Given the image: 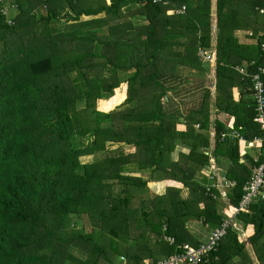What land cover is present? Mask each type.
Listing matches in <instances>:
<instances>
[{"label":"trees","instance_id":"trees-1","mask_svg":"<svg viewBox=\"0 0 264 264\" xmlns=\"http://www.w3.org/2000/svg\"><path fill=\"white\" fill-rule=\"evenodd\" d=\"M13 4V25L0 13V264H158L221 229L197 264H264V199L226 212L264 161L246 145L260 133L236 70L264 67V0ZM212 50L210 101L176 72ZM230 130L245 142L222 141Z\"/></svg>","mask_w":264,"mask_h":264},{"label":"built area","instance_id":"built-area-1","mask_svg":"<svg viewBox=\"0 0 264 264\" xmlns=\"http://www.w3.org/2000/svg\"><path fill=\"white\" fill-rule=\"evenodd\" d=\"M9 0H0V13L6 16V23L11 26L14 24L13 18L11 19V14L16 16V5H8ZM76 1V0H72ZM154 3L161 2V0H152ZM260 15L264 16V9L257 8ZM185 12V7L182 6L176 13L183 14ZM250 36L251 33H250ZM261 49L264 50V44H261ZM213 60V57H210ZM236 70L243 76L249 77L251 82V98L254 103V110H255V117L253 122L256 124L260 135L254 137L251 141L246 142V145L249 149L258 150L262 146H264V84L261 80V76L264 74V67H259L256 71L249 76L246 71V67H237ZM198 126H196L197 128ZM213 135L211 134V137ZM226 138L230 139H237L239 141L245 142L244 138L241 134L236 130H230L227 133L221 134V140H225ZM211 171L208 174L209 180H213L212 171L214 161L211 159L209 161ZM213 169V170H212ZM264 169V161L262 165L254 170V178L253 180L244 187L245 195L243 196V200L240 204L239 209H233V211L238 213L239 211H243L245 206L251 201V199L257 195H260L264 199V181L262 179V172ZM229 184L227 182L222 183V185H217L220 196L225 197L226 191ZM209 189H207L208 191ZM226 226V225H225ZM223 229L215 232L212 237L210 238L209 242L205 246H201L199 249H193L188 247L187 245H183L182 249L184 250L181 254H176L170 257L168 260L161 261L158 264H197L199 262L200 256L210 250L211 246L213 245L214 241L222 234ZM165 240L169 243H173L172 238H165Z\"/></svg>","mask_w":264,"mask_h":264},{"label":"crops","instance_id":"crops-1","mask_svg":"<svg viewBox=\"0 0 264 264\" xmlns=\"http://www.w3.org/2000/svg\"><path fill=\"white\" fill-rule=\"evenodd\" d=\"M263 20H264V16H263ZM234 36L240 44H247V43L252 44V43H254L253 39L250 36V31H236ZM210 57H213V60H211ZM201 61H202V69L193 70V69L181 66V67L177 68L176 73H177V76L179 78L189 79V80H192L193 82H195V84L197 85L198 88H207L210 91V97H211L210 101H212L214 98V84H215V76L213 74V66H214V62H215V51H213V50L207 51L201 57ZM244 65H242V66H244ZM177 92H179V93L176 96L172 95V94H170V95L173 96V98L177 102L183 101V99L185 98L184 94L180 92V89ZM236 95H238V93L235 92V96ZM197 96H198V94L195 93L194 97L196 100L199 97V96L198 97ZM195 104H196V102L194 103V105ZM217 119L219 121L223 122L225 124V126H228L230 123L228 115H225V114L224 115L221 113L218 114ZM211 134L212 133H210V137H211ZM252 150L253 149H249V151H252ZM210 171H211V167H209V172ZM209 172H208V174H209ZM208 174H206V175H208ZM229 209H228L229 214L231 215L229 220H231L237 213L235 214V212L231 211L235 208L229 207ZM193 228H194V226H193ZM207 234L210 235V233H207ZM208 237L209 236H207V235H204L203 238H201V236H198V239L202 242H205L208 240Z\"/></svg>","mask_w":264,"mask_h":264},{"label":"rangeland","instance_id":"rangeland-1","mask_svg":"<svg viewBox=\"0 0 264 264\" xmlns=\"http://www.w3.org/2000/svg\"><path fill=\"white\" fill-rule=\"evenodd\" d=\"M16 14H18V12L16 13ZM99 107V109H100V104H98L97 105V108ZM75 139H78V138H75ZM79 140H80V142H81V145L80 146H85V145H87V144H90L91 142H92V139H90V138H79ZM88 159H86V158H83V162L84 161H87ZM184 195H185V193H184ZM230 210V209H229ZM229 210L228 211H226L227 212V214H229ZM232 212H234L233 210H231ZM199 228V227H198ZM198 228H193V227H190L189 228V230L193 233H195L194 235L196 236V237H198V236H201V238H203L204 237V235H207V236H211V234L209 235V234H207L206 233V231L204 232V230L205 229H203L202 228V230H200V229H198ZM209 237H208V239H209ZM246 254V253H245ZM248 257L249 256H251V252H250V250L248 249L247 250V254H246ZM242 260H244L243 258H242ZM70 264H73V263H70ZM115 264H124V262H120L119 261V259L118 258H116L115 259Z\"/></svg>","mask_w":264,"mask_h":264}]
</instances>
